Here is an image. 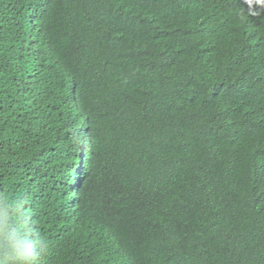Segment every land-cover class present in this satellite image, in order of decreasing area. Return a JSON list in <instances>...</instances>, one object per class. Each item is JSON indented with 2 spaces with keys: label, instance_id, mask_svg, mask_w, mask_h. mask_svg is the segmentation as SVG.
<instances>
[{
  "label": "trees",
  "instance_id": "16d2710c",
  "mask_svg": "<svg viewBox=\"0 0 264 264\" xmlns=\"http://www.w3.org/2000/svg\"><path fill=\"white\" fill-rule=\"evenodd\" d=\"M241 10L0 0V194L26 201L40 264H264V14Z\"/></svg>",
  "mask_w": 264,
  "mask_h": 264
},
{
  "label": "clouds",
  "instance_id": "9594fccd",
  "mask_svg": "<svg viewBox=\"0 0 264 264\" xmlns=\"http://www.w3.org/2000/svg\"><path fill=\"white\" fill-rule=\"evenodd\" d=\"M243 3L246 10H241L242 13L254 17L264 14V0H243ZM226 24L227 21L220 17H212L203 23L200 43L212 49L211 56L215 61V41ZM121 42L123 45L125 40ZM135 42H139L137 38ZM122 45L115 43L109 49L120 52ZM104 61L106 60L100 61L93 69L84 64L88 75L95 74ZM213 68L216 69V64ZM118 76L123 75L114 71L104 77L98 73L91 77L92 88L99 93L98 100L109 101L118 93ZM25 204L26 201L22 198L9 200L6 195L0 194V264H40L50 253L47 239L39 233L34 223L30 222V218L25 216Z\"/></svg>",
  "mask_w": 264,
  "mask_h": 264
},
{
  "label": "rangeland",
  "instance_id": "374dc122",
  "mask_svg": "<svg viewBox=\"0 0 264 264\" xmlns=\"http://www.w3.org/2000/svg\"><path fill=\"white\" fill-rule=\"evenodd\" d=\"M80 174V172L78 173V175Z\"/></svg>",
  "mask_w": 264,
  "mask_h": 264
}]
</instances>
